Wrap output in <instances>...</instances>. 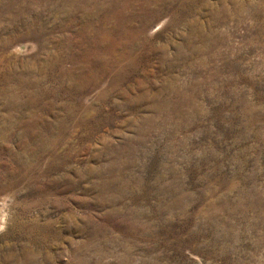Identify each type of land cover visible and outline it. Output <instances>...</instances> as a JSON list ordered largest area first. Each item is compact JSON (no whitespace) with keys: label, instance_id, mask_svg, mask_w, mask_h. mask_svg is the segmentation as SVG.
<instances>
[{"label":"rangeland","instance_id":"obj_1","mask_svg":"<svg viewBox=\"0 0 264 264\" xmlns=\"http://www.w3.org/2000/svg\"><path fill=\"white\" fill-rule=\"evenodd\" d=\"M0 217V264H264V0H0Z\"/></svg>","mask_w":264,"mask_h":264},{"label":"bare ground","instance_id":"obj_2","mask_svg":"<svg viewBox=\"0 0 264 264\" xmlns=\"http://www.w3.org/2000/svg\"><path fill=\"white\" fill-rule=\"evenodd\" d=\"M85 70V69H84ZM1 218V217H0ZM4 222V221H3ZM0 223H2L1 221H0ZM1 226V225H0Z\"/></svg>","mask_w":264,"mask_h":264}]
</instances>
